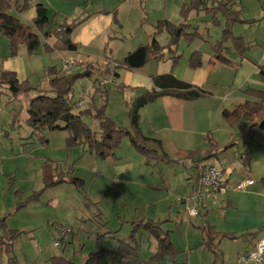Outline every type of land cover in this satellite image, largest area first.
<instances>
[{"label": "crops", "instance_id": "1", "mask_svg": "<svg viewBox=\"0 0 264 264\" xmlns=\"http://www.w3.org/2000/svg\"><path fill=\"white\" fill-rule=\"evenodd\" d=\"M142 1L145 3L147 1L148 4V0ZM207 2L209 1L207 0ZM234 2V7L240 10V14L242 12L244 14L246 5H244L245 9L243 10V8H241L243 0H234ZM246 3L248 7L249 0H247ZM29 4V8L26 11L20 13L23 16V20L27 22H31L37 15V4L32 5L30 1ZM145 6L146 5L144 4V7ZM182 6L183 5H181L179 11V16L177 15L175 19H163H167L175 23L176 25L183 24V19L186 17L181 12L183 8ZM261 11V16L264 17V8H262ZM191 12L187 14V20H193ZM66 20L68 22H75L65 19L61 22L58 21L55 25L61 24ZM77 22H79V24L73 30L70 37L71 42L77 45V48L75 50H61L53 52L47 51L46 49H41V51L37 53L42 55L41 57L43 59L45 68L47 66H51L50 63L52 61V55L54 54H57L61 58L62 62L65 57L69 56L80 57L83 61H87V63L97 62L93 60L90 50L94 49V43L100 38V36L104 35L106 30H108V36L103 45L104 53L102 57H104L105 64L114 66V75L120 82V85L133 90V102L136 97L143 95L145 92L155 90L157 91L165 87L178 89L181 86L179 84L180 81L191 85L193 88L201 89L207 92L206 95H203L197 99H187L172 94L157 97L153 102L143 106L140 109L141 131L146 136L160 139L163 144V150L174 157H178L179 153L181 152L198 151L194 158H186L177 162L180 164H184L185 166H187L186 163H191V167H194V169L192 168L193 170L189 171L188 175L186 176L187 190L185 194L182 193V195H180L182 197L180 201L185 206L187 213L188 206L190 205L189 198L193 195L195 189L197 188L200 166L202 164H216L220 165L225 170V174L229 181V187L225 192L220 193L214 198L222 202L221 205L225 204L224 208L226 212L230 210H240L247 213L249 212V216H247V221H249L247 223L249 224V227L247 228L249 232V238L247 239L248 242L246 244L248 247H245L244 251L239 252L238 256L240 253L251 250L254 247L256 241L264 236V130L257 132L256 134H251L247 120H245L244 118H240L236 122L231 123L229 120L225 119V117L223 116V112L225 110H234L240 104H243L249 100H254L255 98L249 94V88L264 90V77L263 75H261V66L264 65V49L263 51L260 50L253 56H250V49H248L244 53H240V51H236V49L234 48L232 39H229L225 42V47L229 48L230 50H226L225 55L233 61V64L223 63L217 59L216 53L213 49V44L221 40L223 36L221 38H218L216 42H213L212 39L205 40L204 36H206V33L199 27L200 24L198 23L196 24L198 25L196 28L201 34L204 33V36L194 38L195 40L201 38V40L198 41L195 48L190 51L189 54L187 53V57H183V59H181L182 54H179L178 51V47L181 42V39H179L177 45H173L172 48L167 47L166 49H164L162 51V54L160 53L162 55L160 58H153L151 60L147 58V61L143 65L144 68H142L143 66L139 68H132L130 67V65L127 66L124 64L117 66L114 62L121 59L116 60L115 58H112L110 55H108L107 52V44H109L111 38H113L111 37L113 25H116L117 22L120 23V21L117 20L115 16V12L109 9H101L96 11L93 10L89 15ZM157 23H154V32L151 34L150 39H152V36L156 33L155 26L157 25ZM184 28V32H182L181 29L180 32L186 35L190 42H196L194 39H191L189 35H187L192 31L187 30L186 27ZM156 36L158 42L162 46L167 45L172 37L167 30H163ZM234 36L243 35L235 34ZM244 39L249 45V39H246L245 37ZM57 41V38L53 37L50 38L47 42L50 45H53ZM201 43H206L205 45L207 48L202 47L203 44L201 45ZM141 46L146 45H140V47ZM83 48L85 49L84 51L82 50ZM195 51H199L202 54V64L199 67H193L191 65V56ZM250 52L251 54L253 53L252 51ZM27 53L28 55L30 54L29 52ZM130 54L131 53H129L126 57L128 58ZM26 55L27 54L20 49L19 53L16 56H11L9 43L7 42L5 53L3 54V56L0 55V74L3 71H14L16 72L17 77L20 81L27 80L29 75V66L26 62L28 61ZM148 62L149 64H147ZM99 64L100 69H102V66L104 64ZM87 65L88 64H85L82 68H80V70H84ZM61 67L62 66L60 65L58 66V68ZM95 69H93L92 76L90 78L94 77ZM48 79L49 78H43L42 83L38 84L37 86L34 85V87H37L38 89H34L27 93L21 94L16 98H10V91V93L2 91V93L0 94V103L4 105V108L10 109V111L7 112V114L9 115L8 122L6 123L7 126L15 128L18 124L22 125L20 112L15 106L16 100H26L27 98L25 97L27 95H30L32 92L36 95L27 96L28 100H31V98L38 96L39 94H41L40 90H46L49 88ZM254 84H260L263 86L256 87ZM84 85L86 84L83 83L82 87ZM103 93H105V95L103 94L104 102L107 95L106 87H104ZM97 95L98 91L94 96V103L97 106H101L96 103ZM76 100L77 99L74 98V101ZM29 105L30 103L28 101V105L26 108L27 115L25 117L26 122L29 117ZM4 108L0 107V112L4 111ZM27 125L29 127V132L25 137L21 138L20 143L22 144V151L24 152H22L21 155H26V160L23 164L25 166L27 182L30 185H28L29 191H25L21 188V191L19 190L15 192L16 195L12 190L8 191V193H13L15 195L13 197H15L18 202L16 208L13 209L14 212L17 209L19 202L25 201L26 199L30 198V196L34 192L41 191L44 188L45 172L57 174L68 173L72 170L74 171V163H72V160L76 161L79 158L78 156L83 158L85 157V155H90V162L87 163L89 164V166H91L90 168L92 170L98 171V179L100 177L107 178L110 176V174H112V176L119 177V175H122V173L126 172H129L132 176H135L136 163L141 160L140 157L142 154L133 146L132 142V146H129L128 138L124 139L123 144L116 151L115 157L100 159L87 151L83 146L69 147L67 144L69 133L65 130L53 131L48 137L50 140L49 143L44 144L38 140L29 138L32 129L29 124ZM240 125L244 126L241 128ZM4 130V134L9 135L10 131L8 129ZM238 131L239 137H236ZM241 140H244L242 145H240ZM56 144H58V147L65 150V154L67 156L66 158H68L66 160L68 161H65V163L62 164L61 167L58 164L57 169L51 168L50 170H47V166L49 165V161L52 159V157L47 156L44 153L45 147L57 148ZM2 146L3 142H0V150L2 149ZM247 148L249 150L250 162L248 165L243 160L245 158V151L247 150ZM17 158L19 159L20 156H18ZM52 160L55 161V159ZM12 165L15 166L10 167V170L7 172H12L15 169L14 172L15 174H17L20 166H16L15 162L12 163ZM120 169H125V171L120 172ZM74 175H76V173H74ZM30 176H33L34 179L30 180ZM244 179H254L255 182L252 185L241 189L239 187V184ZM182 187H184V185ZM5 188L3 190L2 196V199L4 198V200L7 197V195L4 193ZM1 193L2 191L0 192V194ZM205 196L209 199H207L206 202H204L203 200V202L200 203L198 214L205 212L206 207L209 209L208 206L210 204V201L213 200L210 198L211 196ZM87 197L88 196L84 193V191L79 190L77 186L65 182L45 189L39 198L34 199V201H32L29 205L27 204V207H22L23 209L17 214H13L14 212L8 213L7 217L6 215H0V218L5 216L8 219V221L6 219V225L8 229L21 230V228L24 227H20L18 224L12 223V220L16 219L15 217L19 216L22 220H29L35 222V224H38V220L41 218L39 217L40 213L43 212L45 218H41L43 220L42 223L45 224V221L53 226V229H51L50 231L53 233L52 235L54 236L55 243V241L59 237V231L57 228L59 224H70L74 229V226L79 219L80 212L82 214H88V212L84 210L87 209L86 207L90 203L91 198L88 197L87 201ZM200 206L204 208H200ZM44 209H46L47 212H45ZM205 213L206 214H204V222L197 227L203 232L204 241L205 233L202 226L208 224L213 227V237L215 239L214 251L217 252L218 249L224 244L225 238L236 237V234L235 231L222 233V239L217 241L220 235L218 234L219 231L217 230V223L211 219L209 210ZM46 214L48 215L46 216ZM149 219L153 218H147L140 222H144ZM35 229H31L30 232H25L24 228L22 229V231H24L23 234L33 235V231ZM74 231L73 233H75ZM144 231L148 234V238L150 240L151 237H154L150 235L146 230ZM0 233H3V231L0 230ZM112 238H116V236H112ZM118 238L119 237L116 238V244L111 247V249H109L111 262V251H114L117 248ZM120 238H128V236ZM71 240L72 237L69 241H67V243L71 242ZM137 240L139 249L141 250L140 239L138 237ZM202 244H204V242ZM158 245L159 244L157 240V244L154 249L155 253L158 251ZM61 248H66V243ZM54 256H65L67 258H70L66 255ZM141 258L145 261L150 259H144L142 256ZM111 262L109 264H111Z\"/></svg>", "mask_w": 264, "mask_h": 264}, {"label": "rangeland", "instance_id": "2", "mask_svg": "<svg viewBox=\"0 0 264 264\" xmlns=\"http://www.w3.org/2000/svg\"><path fill=\"white\" fill-rule=\"evenodd\" d=\"M20 1L23 3L25 0ZM29 1L32 5L43 2L49 8V17L53 24L65 19L75 22L80 21L93 10H113L120 23L117 22L116 25H113L111 32V37L113 38L107 44V52L108 55L116 60H122L129 53L137 50L140 45L150 43L151 34L154 32V23L156 24L159 19L163 18L175 19L177 15L179 16L181 5L184 6L185 3L190 8L186 11H192L193 17V20H187V16L183 19L184 23L191 25L190 28L186 27L187 30L195 32L198 26L196 24L199 23V27L206 33V36L202 33L204 39H212L213 42H216L218 38L223 36V30L226 26V18L222 13L214 16L213 13L207 10L208 6H216L218 0H208L209 2L204 0L205 3L201 5L197 3L199 0H148V4L147 1L145 3L142 0ZM246 1L243 0L241 6L244 10V5H246V10L244 14L242 12L240 15L247 21H236L230 27L233 35H243L246 39H249V55L253 56L256 52L263 51L264 49V17L261 16L264 0H249L248 7ZM195 3L199 6H194ZM144 4L146 5L145 7ZM13 13L23 19V16L16 10H13ZM107 31L94 43V49L90 50L93 60L98 62H95L97 64H93V69L100 67L99 63L104 65L102 69L94 70V77H92L94 79L88 77L82 78L75 84L74 98H78V93L83 83L86 84L84 86H88L100 77L103 79L115 78V81H110L105 86L107 88V95L104 102V88L98 90L96 103L98 105L106 103V114L113 118L120 126L128 127L131 123L130 109L134 99L133 90L122 87L114 75V66L105 64L102 55L104 53V41L108 36ZM177 35L181 39L178 51L179 54H182L181 59H183L195 48L201 38L194 39L196 42H190L186 35L180 32V29ZM7 42L9 43L8 38L0 35V55L2 56L6 51ZM206 43H201V45L203 44L202 47H206ZM20 49L27 54L26 58L28 61L26 62L29 66V75L27 80L24 81H28L33 87L42 83L43 78H48L46 70L49 67L53 65L62 66L63 62L57 54L52 55L51 66L45 68L41 54L28 55L27 48L24 45ZM82 50L84 51L85 49L83 48ZM250 51L253 53L251 54ZM77 61L80 63L81 68L85 64H88L87 61ZM117 62L114 63L117 65ZM254 85L256 87L263 86L260 84ZM2 91L9 92L10 90L0 88V94ZM35 95L32 92L27 96ZM27 96L25 97L27 98L26 100H16L15 102V106L18 108L20 118L22 119V125L18 124L15 128L7 126L6 123L9 117L7 112L10 109L4 108V105L0 103V107L5 109L0 112V142H3L2 149L0 150V192L2 191L0 194V215H6V217L8 213L14 212L13 209L16 208L18 203L17 199L13 197L16 195L15 192L21 191V188L29 191L28 185L30 184L27 182L25 166L23 164L26 160V155H21L23 151L22 144L20 143L21 138L25 137L29 132L28 123L25 120L27 115L26 108L28 101L30 103L33 98L28 100ZM75 111H79V109L75 108ZM87 121L95 131H100V123L97 119L88 117ZM243 126L240 125L241 128ZM4 129L10 131L9 135L4 134ZM50 133L52 132H47L48 137ZM236 137H239V131ZM125 138H128L129 146H132L130 137L126 136ZM243 141L241 140L240 145L243 144ZM57 145V148L45 147L44 153L55 159V161L52 159L49 161L47 170L51 168L57 169L58 164L61 167L65 161H68L66 160L68 158H66L65 150ZM18 156H20L19 159L17 158ZM89 156L85 155L83 158L78 156L79 158L76 161L72 160V163H74L73 173H76L77 177L84 179V193L91 199L86 207L87 209L84 210L88 214H82L81 212L79 214V219L73 229V231H76L72 234L71 242L66 243V248H58L53 245L54 236L50 231L53 229V226L45 221V224L42 223V219L45 218L43 212L40 213L39 217L42 219L38 220V224H35L33 221L22 220L17 216L15 217L16 219L12 220V223L24 227L25 232H30L31 229L36 228L33 231V235L22 234L15 241L12 254L16 256L17 264H54L52 261V256L54 255H66L75 262L83 263L91 253L101 249H104L101 264H109L111 262L109 249L116 244V238L129 236L133 229V222H140L147 218L165 222L164 228L171 230V239L178 250L173 262L169 263V260H163L156 264H240L238 262V253L244 251L245 247H248L246 244L249 238L247 229L249 227V224H247L249 222L247 221L249 212L240 210L226 212L224 208L225 204L221 205L222 202L218 201V199L210 197L213 200L210 201L209 209L206 207L205 210L210 211L211 219L217 223L218 234H220L217 241L222 239V233H228L229 231H235L236 237L225 238L224 244L217 252L204 247L202 244L204 242L203 232L197 226L204 222L206 211L197 216H190L180 201L182 199L180 195L182 193L185 194L187 190L186 176L189 171L194 169V167H191V163H186L187 166H185L177 162L167 163L166 161L155 159L148 160L142 154L141 160L136 163L135 176L126 172L119 175V177L110 174L107 178L100 177L98 179V171L92 170L91 166L87 163L90 162L91 157ZM14 162L16 166H20L17 174L14 172L15 169L12 172H7L10 170V167L15 166L12 165ZM31 179H34V177L30 176ZM183 185L184 187H182ZM4 188V193L7 195L5 200L4 198L2 199ZM9 190H12L15 195L8 193ZM207 199L209 198L203 196L200 201L203 202L204 200L206 202ZM32 201L34 199L29 201L28 205ZM23 208L16 209L13 214H17ZM200 208L204 207L200 206ZM44 211L47 212L46 209ZM24 228H21V230ZM136 235L140 239L141 256L144 259H149L155 253L154 249L157 240L154 237H151L150 240L148 234L142 229H138ZM112 236H116V238H112ZM8 260L7 253L0 252V264H9Z\"/></svg>", "mask_w": 264, "mask_h": 264}, {"label": "trees", "instance_id": "3", "mask_svg": "<svg viewBox=\"0 0 264 264\" xmlns=\"http://www.w3.org/2000/svg\"><path fill=\"white\" fill-rule=\"evenodd\" d=\"M197 3L201 5L205 1L199 0ZM197 3L194 6H199ZM234 4V0H218L216 6L207 7L208 12L213 13L214 16L222 13L226 18L223 37L213 44V49L217 59L227 64H233V61L225 55V51L230 50L225 47L227 40L232 39L234 48L236 51H240V53H244L250 49V45L246 43L243 36H234L232 34L230 27L232 23L236 21H247L241 18L240 10L234 7ZM29 6L28 0H25L23 3L20 0H0V35L8 38L11 56H16L19 53L20 47L23 45L26 46L30 54H37L42 48L53 52L75 50L77 48L75 43H68L67 40L70 39L73 30L78 26L79 22H68L66 20L58 24V26L53 24L49 17V9L43 3L36 5L37 15L31 22H27L13 13V10L22 13ZM187 9L190 8L185 4L181 11L184 16H187L186 14L190 12H187ZM155 27L156 33L152 36L150 44L146 45L149 60L160 58L164 49L177 45L180 39L177 35L178 30L181 29L184 32V27H190V25L186 23L176 25L167 19H161ZM163 30H167L172 36L170 42L165 46H162L158 42L156 36ZM187 35L191 39L202 37V34L198 30ZM53 37H56L58 41L50 45L47 41ZM117 63V66L123 64L129 66L127 57L119 60ZM93 64L95 62H89L84 70H79L71 74L64 73L57 66L49 67L46 70V76L49 78V88L40 90L41 94L34 97L28 107L29 117L27 122L32 129L29 138L47 144L50 141L47 132L65 130L69 133L67 140L69 147L83 146L97 158L107 159L109 157H115L122 140L126 136H129L133 146L148 160L155 159L172 163L195 157L198 151L181 152L178 157H174L163 150V144L160 139L144 135L140 127V109L162 95L172 94L187 99H197L206 95L207 92L193 88L191 85L181 81L179 83L181 86L178 89L165 87L161 90L145 92L143 95L136 97L132 103L130 109V126H120L113 118L106 114V103L101 106H97L94 103V96L97 92L91 97L89 106L78 108L79 111H75V108H77L73 93L75 84L82 78H90L92 76ZM201 64L202 54L199 51H195L191 56V65L193 67H199ZM97 69H100V67ZM261 75L264 77V65L261 66ZM0 87H5L10 90L11 99L31 90L38 89L37 87L31 86L28 81L21 82L14 71L1 72ZM249 94L255 99L240 104L234 110H225L223 116L231 123L236 122L240 118H244L248 121L251 134H256L264 130V90L249 88ZM88 117H94L99 121L100 131H95L90 126L87 121ZM243 160L247 165L250 163L248 148L245 151V158ZM44 180V188L41 191L34 192L25 201L19 202L17 210L25 207L29 201L39 198L45 189L65 182L74 184L79 190L84 191V180L74 175L73 170L68 173L57 174L45 172ZM86 200L88 201V197ZM6 219L5 216L0 218V230L3 231V233H0V252L7 253L9 264H17L16 256H13L12 252L15 241L24 231L8 229ZM163 224L161 220L153 219L133 223V229L128 238H118L117 248L111 251V264H156L163 260H169V263L173 262L178 250L171 239L170 231L165 230ZM202 228L205 233L203 245L215 250L213 227L205 224ZM138 229L146 230L158 240V251L147 261L143 260L140 255L136 235ZM103 251L104 249H101L91 253L84 263H76L65 256H54L52 257V261L54 264H101Z\"/></svg>", "mask_w": 264, "mask_h": 264}, {"label": "built area", "instance_id": "4", "mask_svg": "<svg viewBox=\"0 0 264 264\" xmlns=\"http://www.w3.org/2000/svg\"><path fill=\"white\" fill-rule=\"evenodd\" d=\"M83 60L79 57H65L62 63V71L66 74H71L80 70V63L77 61ZM113 79L97 78L90 85L83 86L79 92V96L75 101L77 108H85L89 106L91 97L99 90L102 89ZM254 179H244L240 182L239 187L241 189L246 188L254 183ZM229 187V181L225 174V170L216 164H202L200 166L199 179L197 188L193 195L189 198L190 205L188 206V214L190 216H196L199 211V205L203 196L208 195L216 197L220 193L225 192ZM59 237L55 241L54 245L61 248L67 241H69L73 234V226L70 224L58 225ZM238 262L240 264H263L264 263V236L257 240L254 247L247 251L240 253L238 256Z\"/></svg>", "mask_w": 264, "mask_h": 264}, {"label": "water", "instance_id": "5", "mask_svg": "<svg viewBox=\"0 0 264 264\" xmlns=\"http://www.w3.org/2000/svg\"><path fill=\"white\" fill-rule=\"evenodd\" d=\"M67 42L70 43L71 39H68ZM147 58V48L146 46H141L136 51L132 52L127 59L130 67L139 68L145 64Z\"/></svg>", "mask_w": 264, "mask_h": 264}, {"label": "clouds", "instance_id": "6", "mask_svg": "<svg viewBox=\"0 0 264 264\" xmlns=\"http://www.w3.org/2000/svg\"><path fill=\"white\" fill-rule=\"evenodd\" d=\"M125 171V169H120V172H124Z\"/></svg>", "mask_w": 264, "mask_h": 264}]
</instances>
